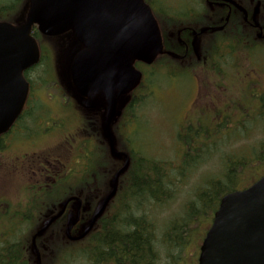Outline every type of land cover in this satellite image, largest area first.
<instances>
[{"label":"trees","instance_id":"trees-1","mask_svg":"<svg viewBox=\"0 0 264 264\" xmlns=\"http://www.w3.org/2000/svg\"><path fill=\"white\" fill-rule=\"evenodd\" d=\"M13 1L15 0H5L0 4V18L10 13L14 5ZM17 1L21 4L24 0ZM147 1L154 9L159 21L167 20L170 30L176 32L188 26L200 29L225 17L223 11L212 14V11L207 10L205 0ZM236 1L247 9L259 7L258 18L264 28V0ZM34 34L39 36L37 30ZM201 54L200 61L195 58L189 71L194 74L210 75L214 82L218 81L217 83L232 76L235 69L242 66L241 62L249 64L250 70L245 73L240 72L239 76L242 78L235 80L234 95L236 99L241 100L232 99L234 102L231 104L232 110L217 113L206 126L203 125L205 123L203 120L196 123V127L194 124L182 126V133L179 134L177 143L185 147V152L182 148L183 161L177 164L176 168L173 161L166 162L162 159L147 160L151 162L149 163L151 165L158 162V170H155L153 166L142 169V163L145 161L143 156L146 155H138L132 151L131 165L121 176L118 192L92 231L79 241H70L65 236V225L52 226L43 237L60 236V239L49 240L48 238V242H38L43 254V264H180L183 256L179 254L180 259L173 260L172 251L178 250L177 254L181 253L183 249L185 250V245L192 242L194 234L199 230V215L210 217V224L221 198L226 193L243 189L261 176L252 177L251 182L244 186H235L237 181L247 176L248 169L264 167V142L258 149L250 150L245 145L244 148L232 147L228 152V146L234 142L226 143L228 146L225 144V148L213 142L212 137L223 132L229 135L235 129L234 134L240 135L236 143L252 138L255 134L264 138L262 125L250 127L248 124L251 115H253L254 123L264 122V85L260 88L257 81L250 80L254 69L264 72V36L259 35L256 27L247 25L242 15H232L223 30L208 32L202 36ZM37 67L31 68L26 74ZM171 73L174 74V72ZM171 73L169 74L172 76ZM38 80L42 82L41 77H38ZM237 88L245 92L239 94ZM247 103L252 104L251 115L247 113ZM195 119L198 118L195 117ZM127 123H131V120ZM135 125L133 132L137 130L139 133L133 140L135 144L133 150H137V146L139 149L143 147V141H140V124ZM250 129L253 133L248 136ZM200 138L204 141H200ZM127 147L131 150L128 145ZM218 150L221 156L216 166L221 163L219 167H222L223 174L217 173L219 175L215 179H210L200 186L195 192V198L185 207V215L173 219L167 225L163 235L159 236V224L150 213V207L168 201L173 196L172 182L176 176L186 177L184 172L202 168L204 164L208 165L209 161L212 163L214 158L210 157V154ZM244 150L247 152L243 153ZM77 157L76 164L68 165L67 172L63 173L60 179L47 182L44 190L40 188V190L29 191L24 214L20 212L19 216L27 219L29 226L26 227L25 232L19 231L21 234L19 240L0 243V264H36L31 249L32 234L45 218L59 210L64 198L73 190L74 182L77 188H86L88 172L83 168L86 165L79 156ZM119 164L112 157L110 158L109 183ZM197 164L200 166H196ZM154 171L156 178L149 174ZM65 183L68 185L67 189ZM157 190L161 192L158 193ZM105 194L90 195L86 191L81 194L85 213L91 216ZM14 225L16 226L15 223ZM15 226L14 231L17 230ZM15 234L18 235L17 232Z\"/></svg>","mask_w":264,"mask_h":264},{"label":"water","instance_id":"water-1","mask_svg":"<svg viewBox=\"0 0 264 264\" xmlns=\"http://www.w3.org/2000/svg\"><path fill=\"white\" fill-rule=\"evenodd\" d=\"M225 1L236 4L233 0ZM238 7L247 17V11ZM36 24L42 34L49 36L71 31L81 44L70 50L72 83L83 98L104 95V129L111 153L125 158L112 179L110 192L91 220L78 236H72L80 218L82 201H78L76 216L68 221L67 235L71 240H80L92 231L115 196L120 176L129 167L128 154L116 149L112 124L120 97L141 82L142 73L135 63L151 64L164 53L162 35L145 0H28L22 23L0 21V135L8 131L25 105L29 92L25 70L40 60L39 45L32 35ZM69 201L33 236L37 264H41L37 237L64 213ZM198 264H264V175L251 186L232 191L221 199L200 246Z\"/></svg>","mask_w":264,"mask_h":264},{"label":"flooded vegetation","instance_id":"flooded-vegetation-1","mask_svg":"<svg viewBox=\"0 0 264 264\" xmlns=\"http://www.w3.org/2000/svg\"><path fill=\"white\" fill-rule=\"evenodd\" d=\"M205 2L207 10L212 11V14H216L217 11L225 12V17L211 22L210 26L228 22L227 16L230 18L237 14L242 15L247 25L254 26L253 11L255 8L247 9L238 2L231 4L223 0H205ZM237 4L247 11V19L245 12ZM186 28L178 30V39L175 40L172 36L169 38L171 41L167 39V45L166 42L164 43L168 49L184 56L179 59L182 60V63L191 65L194 59H197L192 46L193 38L197 37V29L189 26ZM34 32H36V28H34ZM55 39H57L58 47L63 44L61 38L56 37ZM174 48H178V50ZM193 78L196 93H194L191 102L192 106L203 100V95L206 93L205 95L211 97L212 101L210 102L215 106V108L208 106L207 109L210 114H214L216 105L213 99L214 92L219 87L216 85L218 81L214 82L210 75L204 74H196ZM29 83L30 92L23 111L11 128L0 135V158H2L0 167L5 166L7 175L10 177L6 176L7 180L9 179L12 181L11 185L16 186L0 193V243L21 238L19 231L23 233L29 226L27 219L19 217L20 212L24 214L29 191L40 190V188L44 190L47 182H54L67 172V165L76 164L75 153L79 140L83 147L89 149L86 163L90 173L86 188H77L74 182L73 190L68 195H81L85 191L92 195L107 193L109 190L110 154L103 135L101 115L93 111L84 112L75 99L63 90L60 79L55 82L56 94L45 90L35 91L30 80ZM123 117L124 113L116 125L117 130L121 127ZM121 148H125L122 143ZM116 163L120 162L116 161ZM65 186L67 189V183ZM76 204V200H72L68 204L65 214L56 221L55 226L66 225L67 215ZM89 217V214L85 213L83 209L81 222L86 221ZM13 222L17 226L15 231ZM16 232L18 235L15 234ZM48 238L54 240L55 238L60 239V236ZM48 238L41 237L38 242L44 243Z\"/></svg>","mask_w":264,"mask_h":264},{"label":"rangeland","instance_id":"rangeland-1","mask_svg":"<svg viewBox=\"0 0 264 264\" xmlns=\"http://www.w3.org/2000/svg\"><path fill=\"white\" fill-rule=\"evenodd\" d=\"M3 2H5V0H0V4ZM179 2H181V0H179ZM13 4L14 5L10 10V14H13L20 5L17 0L13 1ZM44 59L45 62H43L38 68H36V70H32L29 75L31 77L32 75H36V77L43 76L44 79L47 80L46 82H44L43 86L46 87V90L42 89L41 91H51L53 94H56L57 88H55L54 83V69L50 63V60H52V56L49 51H45ZM240 64H242V66L237 67L232 73V76L224 78V80H220V83H218L220 85L218 88L224 95L216 94V96L218 97L215 101V105L221 104V101L223 100L225 102H228V105H230V107L225 109V111L227 112L232 110L231 104L234 103L232 102V99H236V95H234L235 80H239V78H242V76H239L240 72L245 73L246 71L250 70L249 64H245L244 62H241ZM148 69L150 71V75L144 82L143 92L140 91L136 103L137 106L133 110V114H135L136 116L135 123L140 124V141H143V147L141 146V149H139V147L137 146V150H133L135 148L133 140L137 138L139 133L137 130L133 132V130L136 128V125L133 123L127 125V129L130 131V133H125V142L132 149V151H134L138 155H146L143 156L145 157V161L143 162L144 164L142 163V169L144 167L145 169H147L148 166L150 168L153 166L155 167V170H158V162H154L155 164L151 165L149 164L151 162L147 160L158 161L163 159L166 162L180 161V163L183 161L182 157L181 159L179 158L183 154V151H180V145L177 143L178 139L174 137H176L177 132L180 129L179 128L177 130V128L181 126V124L186 122L185 120L180 124L182 118L186 113V110H188V108L190 107L191 100L193 99V95L196 92L192 82L194 78H190L188 73H183L181 76L177 75L176 77L171 76L169 78L170 75L166 74V72L158 66H154L153 68ZM150 69H152V71ZM183 70L187 71L185 69ZM190 80L192 81L190 82ZM250 80L257 81L260 85L259 87L261 88V86L264 85V72L254 69L250 76ZM223 86H227V89H223ZM238 88L237 90L239 94H243L245 92V90H239ZM205 94L206 93H204L203 96H205ZM236 100L240 101L241 99ZM196 104L199 107L207 108L208 106H212L213 108H215L214 104L210 101H207L206 99L196 102L194 105ZM223 107L225 106L223 105ZM197 108V106L191 107L189 110V116L195 113L196 116L201 117L200 112L196 113ZM205 108L203 110H205ZM246 108L247 113L251 115L253 113L252 104L247 103ZM206 118H208V120L210 121L212 118V114L207 112ZM249 120L250 121L248 122V124L250 127H259L261 125L264 127V122L262 121L260 123H254L253 115L250 116ZM190 121L193 122L194 126L196 127L195 120ZM203 125L206 126L207 123H203ZM234 130L231 131L233 132V134L230 132V136L227 135V132H223L216 135L215 137H212V141L218 143L217 145H221L222 147L225 146V148L227 145L226 143L234 142L230 146L227 145L228 152H230L231 148L235 146H237V148H244L246 145L250 150H254L255 148L258 149L260 144L264 142V138L261 135L255 134L252 136V138L244 139L243 141L236 143L235 141L237 140V138H239L240 135L234 134ZM228 131L230 130L228 129ZM252 133L253 130L250 129L248 132V136L252 135ZM199 140L204 141L203 138H200ZM88 151L89 149L86 147L79 150L80 157L83 161L86 160ZM246 152V150L243 151V153ZM194 154L195 153H193V155ZM219 156H221V152H219L218 150L210 154V157L214 158L212 163H210L209 161L208 165L204 164L202 168L199 167L193 170L190 175L189 171L184 172V175L186 177L179 178V175L176 176V178L172 182L173 196H171L168 201H163L150 207V213L154 215L159 224V236L163 235V232H165L164 230L166 229L167 225L171 223L173 219H178L185 215V207L188 205V202L195 198V192L200 186L205 184L206 181L210 179H215L216 176L219 175L217 173H220L221 175L223 174L224 171H221L222 167H219L221 163L216 166V163L218 162V160H220ZM1 159L2 158H0V160ZM196 166L200 165L197 164ZM176 167L177 163L175 165V168ZM154 172H149V174H151L153 178H156V172ZM263 173L264 167L257 169H248L246 173L247 176L243 180L237 181L235 186H244L247 183L251 182L252 177L262 175ZM6 176L10 178L7 175L5 166L0 167V193L6 192L8 188H12V186L16 187L14 186V184L11 185L12 181H10L9 179L7 180ZM157 192L160 193L161 191L157 190ZM209 221L210 217H207L203 214L199 215V230L198 232H196L197 234H194L192 242L185 245L186 248L185 250L183 249L181 253L177 254L178 250L172 251L173 260H179L180 254L181 256H183V258H181L180 260V264L198 263L197 260L199 247L202 242L201 240L205 235L206 229L209 228ZM49 240L53 239L49 238Z\"/></svg>","mask_w":264,"mask_h":264}]
</instances>
